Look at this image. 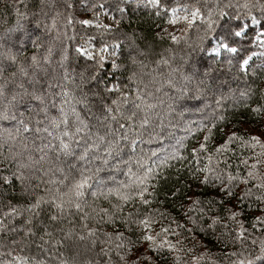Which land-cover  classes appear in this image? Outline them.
Wrapping results in <instances>:
<instances>
[{"label":"snow or ice","instance_id":"6c2138e0","mask_svg":"<svg viewBox=\"0 0 264 264\" xmlns=\"http://www.w3.org/2000/svg\"><path fill=\"white\" fill-rule=\"evenodd\" d=\"M135 4L157 16L171 13L166 22H184V33L196 28L183 63L173 66L172 49L153 54L135 31L98 49L91 38L76 43L73 55L66 41L75 38L61 30L60 22L64 28L93 23L75 20V0H13L0 9L5 13L0 19V185L15 188L18 182L20 190L16 203L0 192V264H201L204 253L193 254L200 241L184 233L217 226L226 229L218 239L229 236L239 244L225 254L226 264H264V236L247 243L250 233L240 207L245 202L259 206L261 215L251 227L264 232V138L226 127L229 100L264 121V86L256 84L264 82V62L258 70L250 63L264 52L245 46L251 24L261 30L250 42L264 47V0ZM117 9L124 11L119 3ZM106 65L111 66L108 75ZM221 68L244 87L221 91L226 83L219 78ZM117 72L123 79L109 83V75ZM189 101L208 114L195 128L203 140L184 165L180 149H187L184 141L194 131L187 127L191 122L180 127L169 116L182 117ZM220 123H225L224 138L209 150ZM177 130L186 135L178 136ZM237 151L248 155L233 169L226 153ZM172 161L188 171L183 196L177 197L180 188L168 191L186 201L180 208L191 227L172 218L170 223L184 231L161 226L155 232L153 226L168 214L148 206ZM192 183L212 189L220 199H199ZM218 207L226 215L216 212ZM180 253L189 258L182 260Z\"/></svg>","mask_w":264,"mask_h":264},{"label":"trees","instance_id":"16d2710c","mask_svg":"<svg viewBox=\"0 0 264 264\" xmlns=\"http://www.w3.org/2000/svg\"><path fill=\"white\" fill-rule=\"evenodd\" d=\"M169 2L174 6V4L179 2V0H169ZM11 3H13V0H0V9H5L6 4ZM75 3L76 10L73 15L76 21H79L86 16L97 14L101 11H106L107 14L112 18L114 27H112V31L109 32L106 31L104 27H87L75 22L73 25L64 28V22L61 21V30L66 32L68 37L75 38L74 40L66 41L69 46V50L73 52V55L76 43H83L84 40L91 38L92 45L98 49L102 43H111L113 38L117 37L123 39L122 34L135 31L141 37V39L138 41L141 46L148 47L153 54L163 53L166 49H172L175 54L173 66H176L183 63L181 57H183L185 53L191 51V49L188 47V44L195 42L197 32L196 28L189 29L187 33L182 32L178 36V38H180L178 42H173L171 37L163 34L162 32L159 33L160 29L167 24L166 21L170 18V13L162 12L161 15L157 16L155 10L146 7L137 8L135 2L129 0H75ZM118 3L120 7L124 9L123 13L117 9ZM17 7H21V10H23L22 6L17 5ZM8 13L11 14L12 19L15 18L14 12H12L11 9H8ZM4 16L5 13L0 11V19H2ZM250 27L252 31L249 33V43H247L245 46L258 54L260 52H264V47H261L259 42H250L251 38L254 36V33L261 30V25L253 26L250 24ZM124 50H127L126 47ZM150 58L156 57L153 55ZM201 58L202 57L197 56L193 57L194 60ZM205 62L207 63L208 61ZM262 62H264V57L257 55L253 57V60L250 63L252 64L253 68H257L258 70V66L261 65ZM80 64H83V60L80 61ZM110 70L111 66L106 65L104 74L108 75ZM249 72L251 74V69ZM124 75H126V73ZM218 75L220 79L226 82L225 86L221 89V91L225 93L227 92L229 86L233 89L237 87H244L243 81H234L231 79V75L228 73L227 68L219 69ZM122 79L123 77L120 72H117L114 76L109 75V83L119 82ZM249 82H251V80ZM256 84L264 86V82L259 80H256ZM165 90L167 91V89ZM231 104L232 101L230 100L226 102V114L228 115V120L230 121V123H227L226 125L227 129L235 130L241 133L257 134L264 138V121L257 122L249 114V112L239 107H232ZM187 107L188 110L184 112L182 117L176 115L175 113L170 114L169 116V119H171L173 123L179 122L180 127H184L185 122H191L187 124V127L192 128L194 131V134L188 136V138L184 141V143L187 145V149H180L181 155H183L185 158L183 162L184 165H186L188 159L191 158V149L193 147H198L199 142L203 140V133L195 132V128L196 125L202 121L203 116H207L208 114L207 111L201 113L197 110L201 107V104H198L196 101H189ZM177 110H180L179 106H177ZM222 128H225V123H220L219 128L213 129L212 135L214 139L209 143V150H211L216 143L222 142V139L224 138V133L220 131ZM176 134L178 136L186 135V133L179 130H177ZM154 146L155 145H153V147ZM234 146L235 145H230L229 147L231 148ZM247 155V152L239 151L226 153V156L229 158V162L231 163L233 169L237 167L239 159H242ZM170 163L173 165V167L166 169V179L162 178L160 184L158 185L159 190L155 194V199L153 200V203L148 206L168 214L167 219L161 221L160 224L153 226V230L155 232H158L161 226L171 227L176 232L184 231L183 229L176 228L174 224L170 223L172 218H175L180 223H183L185 228L191 227L187 219L184 217V209L180 208V203L186 201L177 198L183 196L187 185L190 183V180L188 179V171L183 168L180 162L172 161ZM177 170L180 171L178 172ZM2 174L7 175L8 173L3 172ZM177 179L183 181V184H177ZM175 188H180V192L177 193V197H172L168 190H174ZM191 190L196 192L198 194V198L201 200L220 199V197L212 189L197 187L195 183L191 184ZM0 192H4L5 196L8 197V199H11L13 203H16L20 199L18 182L15 188H13L11 184L7 189H4L3 186L0 185ZM6 202L7 201H5V203ZM249 203L251 202H245L244 204H241L240 207L244 209V216L242 218L244 226L250 233L247 243L251 244L252 238L259 239L261 236H264V232H261L259 228L252 229L251 225L255 216L261 215V212L259 210V206L249 207ZM215 211L220 215H226L223 207H218ZM157 219L159 220V217H157ZM205 219L207 220L208 218L205 217ZM208 222H210V220ZM199 226L206 227V225L202 222ZM228 226L229 228L234 227L231 222L228 223ZM224 231H226V229L221 226H217L214 230H207L192 234L187 232L184 233L186 236L195 237L196 240L200 241L201 246L197 247L193 254L199 255L200 253H204L205 258L201 261V264H226L225 254L229 251L236 250L239 247V244L234 245L230 242L229 236H224L223 242L217 238L218 235ZM167 238L175 243V238L173 236L170 235ZM185 246L191 247L192 244L189 242ZM180 255L182 260L189 258L185 253H180ZM170 259L171 257H169V260ZM160 264H168V261L161 260Z\"/></svg>","mask_w":264,"mask_h":264},{"label":"rangeland","instance_id":"374dc122","mask_svg":"<svg viewBox=\"0 0 264 264\" xmlns=\"http://www.w3.org/2000/svg\"><path fill=\"white\" fill-rule=\"evenodd\" d=\"M129 1L135 2V0H129ZM170 17H171V13H170ZM83 19H88V20L93 21V23L90 25H87V27H97L96 26L97 23L100 25V27H104V25H108L110 28L114 27V22H113L112 18L107 14L106 11H101L97 14H92V15L86 16ZM184 28H186V25L182 21H180L174 25L167 23L165 26H163L160 29L159 33L162 32L163 34H165L169 37H172V36L178 37L183 32L181 30ZM92 47H94V46L92 45Z\"/></svg>","mask_w":264,"mask_h":264}]
</instances>
